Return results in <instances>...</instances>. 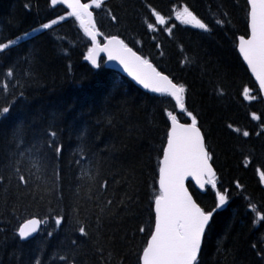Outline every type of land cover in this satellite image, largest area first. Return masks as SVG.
Masks as SVG:
<instances>
[{"label":"trees","instance_id":"16d2710c","mask_svg":"<svg viewBox=\"0 0 264 264\" xmlns=\"http://www.w3.org/2000/svg\"><path fill=\"white\" fill-rule=\"evenodd\" d=\"M100 3L94 10L104 34L119 35L185 84L186 107L206 136L218 185L231 193L206 232L200 264H264V220L249 208V200L264 205L257 176L264 170V102L237 51L238 36L248 32L247 0ZM184 6L207 31L176 19ZM153 9L166 26L147 28L157 25ZM66 14L51 0H0V43ZM90 46L69 17L0 52V110L10 107L0 115V264H138L154 226L167 112L189 120L173 98L142 90L103 59L99 67L86 61ZM244 88L256 99H246ZM48 131L63 146L59 155L47 146ZM190 188L214 207L215 190ZM57 216L64 217L60 226ZM33 217L42 228L22 240L19 226Z\"/></svg>","mask_w":264,"mask_h":264},{"label":"snow or ice","instance_id":"6c2138e0","mask_svg":"<svg viewBox=\"0 0 264 264\" xmlns=\"http://www.w3.org/2000/svg\"><path fill=\"white\" fill-rule=\"evenodd\" d=\"M61 2L70 9L67 15L75 17L86 36L90 38L91 47L87 50L86 60L90 61L93 66L99 67L100 53H107L109 60L119 61L124 70L145 89H151L152 92L166 94L173 98L174 109H178L186 120H190V123H181L172 111L167 112L169 127L166 132V146L162 149L163 159L159 166V191L154 198V226L142 247L138 264H200L199 257L206 232L217 210L228 204L231 193L228 189H223L218 185L216 170L212 165L213 156L206 146L204 134L198 126L197 116L188 111L186 107L185 84L174 82L172 77L159 70L149 59L138 55L119 36H105L104 42L101 43L98 39L101 33L96 28L91 10L92 5L82 3L81 0H61ZM93 2L96 8L101 7L100 0H93ZM51 3L56 5L58 0H51ZM247 5L249 7V31L237 38L238 48L248 69L259 83V92L264 93V0H247ZM152 15L155 16L157 25L149 23L148 29L167 25L168 21L160 12L153 9ZM112 19L117 18L113 16ZM176 19L183 24L208 30V25L187 6L176 12ZM64 20L65 16L61 15L57 19L44 23L41 27L49 29ZM223 22L218 21V23ZM165 30L169 34L172 32L171 28ZM28 36L29 33H24L22 37H16V40L0 43V52L9 49L17 40L27 39ZM243 95L248 100L256 99L250 95L248 88H244ZM9 112L10 107H4L0 110V115ZM252 118L259 119L260 117L252 113ZM16 132L19 133L20 129L17 128ZM248 135L247 131L243 132V136ZM46 136L49 137L47 146L55 155H59L63 146L57 145V133L48 131ZM16 172L19 182L27 186L28 181L24 175L20 174L19 168ZM259 175L260 181L264 183V170L260 171ZM189 178L195 181L194 188L198 186L199 189H206L210 185L209 190H215L214 207L208 208L197 201L194 191H190L186 184ZM106 186L107 181L104 184V187ZM108 203L111 204V201ZM249 208L258 219L264 220V205L258 207L249 200ZM63 221V216L55 218L57 226H60ZM40 223L41 221L35 217L25 220L18 229L19 237L21 239L30 237L37 231ZM77 225L81 236H87L86 227L81 225L79 220H77ZM139 231L144 232V228H140ZM37 264L41 262L37 261ZM72 264H75V260Z\"/></svg>","mask_w":264,"mask_h":264},{"label":"water","instance_id":"95a60500","mask_svg":"<svg viewBox=\"0 0 264 264\" xmlns=\"http://www.w3.org/2000/svg\"><path fill=\"white\" fill-rule=\"evenodd\" d=\"M58 3H62L61 2V0H58ZM66 5V4H65ZM134 51V50H133ZM238 51H239V48H238ZM138 54V53H137ZM139 55V54H138ZM241 55V54H240ZM100 56H104V57H106V59H107V61H106V64H107V66L108 67H110V68H113V69H115V70H117V71H119V72H121L122 74H124L125 76H127L130 80H132L135 84H137L139 87H141L142 89H144V90H146V91H149V92H152L151 91V89H145L144 87H143V85H141L138 81H136L132 76H130L125 70H124V68H123V65H121L120 63H119V61H117V60H109L108 59V57H107V53H100V55H99V57ZM99 57H98V59H99ZM241 57H242V55H241ZM242 59H243V57H242ZM244 61V60H243ZM245 62V61H244ZM245 64L247 65V63L245 62ZM249 71H250V69H249ZM250 73H251V71H250ZM252 74V73H251ZM252 76L255 78V76L252 74ZM256 80V79H255ZM257 83H258V81H257ZM258 85H259V83H258ZM153 93H155V92H153ZM262 95H263V98H264V93H262ZM163 159V158H162ZM195 182V181H194ZM186 183H187V181H186ZM201 190H204V189H201ZM40 225H41V223H40ZM40 225H39V227H38V229H37V231L36 232H34L30 237H28V238H25V239H29V238H31V237H33V236H35L37 233H38V231H39V229H40ZM203 245V244H202Z\"/></svg>","mask_w":264,"mask_h":264},{"label":"rangeland","instance_id":"374dc122","mask_svg":"<svg viewBox=\"0 0 264 264\" xmlns=\"http://www.w3.org/2000/svg\"><path fill=\"white\" fill-rule=\"evenodd\" d=\"M39 31V29H36L35 31H30V32H28L29 33V36H31V35H33L34 33H36V32H38ZM28 36V37H29ZM20 37H22V36H20ZM16 40V39H15ZM19 40H17L16 42H18Z\"/></svg>","mask_w":264,"mask_h":264}]
</instances>
